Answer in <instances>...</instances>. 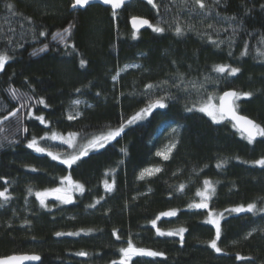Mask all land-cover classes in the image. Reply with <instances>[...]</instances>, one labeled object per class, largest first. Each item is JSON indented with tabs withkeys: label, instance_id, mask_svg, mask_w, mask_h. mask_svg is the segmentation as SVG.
I'll return each instance as SVG.
<instances>
[{
	"label": "trees",
	"instance_id": "16d2710c",
	"mask_svg": "<svg viewBox=\"0 0 264 264\" xmlns=\"http://www.w3.org/2000/svg\"><path fill=\"white\" fill-rule=\"evenodd\" d=\"M204 2L200 9L193 0H154L156 7L129 0L113 16L100 1L73 8L74 0H0V52L11 57L0 71V191L10 197L0 198V258L35 253L37 264H111L131 240L164 255L132 256L128 264H264V167L254 164L264 158V137L249 143L230 122L198 110L209 96L215 102L225 91L250 92L236 110L264 127V57L257 52L264 50V0ZM133 17L164 31H135ZM69 25L66 41L53 39ZM219 64L240 71H213ZM160 97L165 108L127 125ZM121 123L119 137L81 155L86 142ZM70 133L72 147L58 140ZM33 137L45 152L27 147ZM169 137L175 147L162 159L157 153ZM73 155L80 158L71 167L61 163ZM151 166L160 171L141 179ZM66 176L83 192L71 203L41 206L36 192L57 188ZM204 189L209 207L196 208ZM249 203L254 212L226 211ZM209 213L220 222L219 253L209 246L216 232ZM181 228L183 242L157 233Z\"/></svg>",
	"mask_w": 264,
	"mask_h": 264
},
{
	"label": "snow or ice",
	"instance_id": "6c2138e0",
	"mask_svg": "<svg viewBox=\"0 0 264 264\" xmlns=\"http://www.w3.org/2000/svg\"><path fill=\"white\" fill-rule=\"evenodd\" d=\"M102 2L106 5H111L112 9H113V16L116 15V9H119L122 5H124L126 3V0H102ZM214 2L216 4L220 3V0H214ZM90 3V0H74V3L72 5L73 8H75L76 6H85L88 5ZM147 3L152 5L153 7H156L154 0H147ZM193 3L195 5H198L200 9H205L206 7H208V5H206V3L204 2V0H193ZM6 7L8 8V10L10 12H12L13 14H16L15 12V5L11 2H7L6 3ZM230 19H235L234 17L230 18ZM147 25L149 28H152V30L154 32L157 33H162L164 31V29L162 27L159 26H154L149 20L144 19V18H140V17H133L132 18V27L135 31H138L140 27ZM71 25H69L68 27L63 29V32H58L53 36L54 40H59L60 42H64L69 38L70 35V31H71ZM209 27H212V25H209ZM135 31L133 32V35L135 36ZM175 32L177 35H182L183 34V30L177 26L175 28ZM40 35H44V32H40ZM213 43H216L215 41H213ZM220 43H224V41H220ZM231 43V42H229ZM261 43H264V39H262ZM48 48V45L45 44L42 48L38 49V50H34L32 55H36L37 52H42L45 51ZM248 52V47L247 45L245 46L244 51L242 52V55H246ZM258 54L261 57H264V50L261 49H257ZM229 55H231V52H229ZM11 59V57L6 53V52H0V71L4 70L5 64ZM81 66H83L85 64L84 60L80 61ZM213 71L223 74V73H227L228 75H235L237 74L240 69L238 67H231L229 65H225V64H219V65H215L213 66ZM113 79H116V77H113ZM207 79V77H206ZM147 87L149 89H151L153 87V85H147ZM193 87L196 88V85L193 84ZM202 87V85H201ZM79 91V89L77 90ZM197 91H199V89H197ZM9 94L12 96L13 99H17L18 95H19V90L15 89V88H9L8 89ZM252 95V93L250 92H238V91H226L223 93V95H221L219 97L220 103L219 105H215L211 102L212 97L209 96L208 100L204 103H202V106L199 107V111L206 113L209 117H211V119L214 122H220L221 120L225 119L226 117L229 118L231 121H235V124L233 125L234 127H239V129L243 132L246 133V138L248 139L249 143H252L257 136L260 137H264V127H262L260 124L255 123L254 121L248 119L245 116H241L237 113V106L235 104V101L239 100L241 97H250ZM165 98L164 97H160L158 99H155L154 101H151L145 108L141 109L139 112H137L135 115H133L131 118H129L127 120V125H131L135 122L138 121H142L145 118H147V116H149L151 114V112L154 109L157 108H165L166 105L164 103ZM40 103H43V100L39 101ZM74 103L79 104L80 101L76 100L74 101ZM23 107V105H22ZM188 111H192V108H188ZM19 110L17 109L16 111H12L9 113L10 116H17ZM29 115H31V113H29ZM219 117V119H218ZM5 120L8 119V117L6 116L4 118ZM36 119L40 120L42 123L44 122V117L43 116H39L36 117ZM69 119H72V117H69ZM0 123H2V121H0ZM126 125L124 123H121L119 127L115 128V129H111L109 130L107 133H103L98 137L93 138L91 141H89V148H96V147H104L105 143L110 142L112 140H115L117 137H119L121 135V133L124 132ZM23 131H27L26 128L23 129ZM175 131V130H173ZM70 136H75L76 133H70ZM53 139H55V134H53V136L51 137ZM43 139V137L41 138ZM65 143H68L71 146V141H64ZM27 147L29 148H33L36 152L39 153H43L45 152V149L42 147L38 146V142L36 140L35 137H33V139L31 141H29ZM172 147H175V145L173 144ZM121 151H124V149H121ZM168 151H171V148L168 149ZM47 155L51 156L52 159H57L58 157L53 155L51 152H48ZM81 155H87V150H84L81 152ZM157 155H163L164 159H168V156L158 152ZM79 155H73L70 156L67 159H64L61 161V163L67 164L69 167H71L74 163H76V161L79 159ZM254 164H257L261 167H264V158H261L259 160L254 161ZM219 167V165H218ZM35 170V169H33ZM148 171V174L151 175V171L149 170H145ZM155 171H160V169H155ZM144 177V173H141L140 178L143 179ZM62 183L65 184V187H58V188H52V189H48L44 192H36V196L37 198L40 200V204L41 206H46L45 205V197H47L50 194H54L55 198L57 200H59L61 203H71V191L72 190H79L81 192H83V186L75 183L72 181L70 176H66L62 179ZM204 185L206 188H211V182L208 180L204 181ZM109 190H111L109 188ZM212 191L214 192V189H212ZM32 192V189L29 188V193ZM197 195L201 196L202 202L199 204L194 205V207L196 208H202V209H207L209 207L208 203L206 202L208 197H206L204 195L203 192H197ZM0 198H3L5 201H7L8 199H10V197L7 195V190L5 189V191H0ZM2 206V205H0ZM93 205H90V207H92ZM193 205H190V207H192ZM254 210H256V205L254 203H249L247 205V207H245L244 205H240L238 207H235L233 209H229L226 211H230V212H254ZM260 211H264V208L260 209ZM176 213L175 211H171L168 213H163L162 215H166V216H174ZM211 213H209V220L207 221V223L209 224H213L215 225V238L212 239L209 242V246L214 249L217 253L221 252L222 249L220 247L217 246V241L220 239L221 236V227H220V222L218 219H212L211 218ZM222 215V214H221ZM153 226H155L156 224V220L152 221ZM88 231H91V229H89ZM186 231L185 229L181 228L178 231H168V232H164V231H160L159 229L157 230L158 235L160 236H175V235H180L181 236V242H183V232ZM57 236H62V235H79V233H56ZM117 239H119V237H117ZM121 253V259L119 260H113L111 262V264H128V261L132 258V256L134 255H139V256H151V257H156V256H163L164 253L162 252H158V251H151V250H147V249H143V248H137L134 247L132 244V241L129 240L127 247H121L118 250ZM76 255L78 256H87L88 253H86L85 251H80L78 253H76ZM17 259H30V260H40V257L38 255H32L29 257H9L7 258V260H0V264H9V261L12 260H17ZM237 259H247L245 257H240L239 255H237Z\"/></svg>",
	"mask_w": 264,
	"mask_h": 264
},
{
	"label": "rangeland",
	"instance_id": "374dc122",
	"mask_svg": "<svg viewBox=\"0 0 264 264\" xmlns=\"http://www.w3.org/2000/svg\"><path fill=\"white\" fill-rule=\"evenodd\" d=\"M213 104H215V105H217V100L215 101V102H213V101H211ZM78 105V104H77ZM203 113V112H202ZM206 116H208L206 113H204ZM209 117V116H208ZM210 119H211V117H209ZM218 119H219V117H218ZM212 120V119H211ZM222 121V120H221ZM173 129V128H172ZM58 140L59 141H61V142H64V141H71V147L72 146H74L75 144H76V138L74 137V136H61V137H58ZM65 143V142H64ZM68 144V143H67ZM174 144V140H173V138L172 137H169L168 139H167V141L165 142V144L160 148V150L158 151V152H160V153H163V154H165V155H167V156H169V154L171 153V151L173 150V148L174 147H172V145ZM69 145V144H68ZM70 146V145H69ZM83 148L85 149V150H92V149H96V148H98V147H96V148H89V142H86L85 144H84V146H83ZM169 148H171V151L169 152L168 151V149ZM32 150H34L33 148H31ZM35 151V150H34ZM53 155H55V156H57L56 154H53ZM58 157V156H57ZM159 157H161L162 159H164V157H163V155H159ZM159 169V167L158 166H151V167H148V168H146V169H144L141 173H144V177H148V176H151V175H153V174H155V173H157L158 171H155V169ZM145 170H149V171H151V175H149L148 174V171H145ZM141 173H140V176H141ZM73 181V180H72ZM74 182V181H73ZM76 183V182H75ZM66 185L65 184H63L62 183V180H61V183H60V185L58 186V187H65ZM57 187V188H58ZM203 193H204V195L206 196L207 195V189H204V191H202ZM81 193V191H79V190H72L71 191V200H73V197L75 196V195H78V194H80ZM49 199H52V200H57L56 198H55V195L54 194H50V195H48L47 197H45V201H47V200H49ZM57 201H59V200H57Z\"/></svg>",
	"mask_w": 264,
	"mask_h": 264
},
{
	"label": "water",
	"instance_id": "95a60500",
	"mask_svg": "<svg viewBox=\"0 0 264 264\" xmlns=\"http://www.w3.org/2000/svg\"><path fill=\"white\" fill-rule=\"evenodd\" d=\"M93 1H100V2H102V0H90V3L91 2H93ZM127 1H129V0H126V2ZM103 3V2H102ZM140 18H143V17H140ZM144 19H146V18H144ZM130 24H131V27H132V19L130 20ZM148 26L147 25H144V26H142V27H140L139 28V30L138 31H142V30H144V29H146ZM132 29H133V27H132ZM134 30V29H133ZM226 92V91H225ZM224 93V92H223ZM223 93L221 94V95H223ZM220 95V96H221ZM219 96V97H220ZM219 103H220V100H219V98L217 99V106L219 105ZM238 113V112H237ZM240 115V114H239ZM248 118V117H247ZM248 119H250V118H248ZM225 120L226 121H228V122H230L232 125H234L235 124V121H231L229 118H225ZM250 120H252V119H250ZM252 121H254V120H252ZM255 122V121H254ZM234 127V126H233ZM235 129H236V131L237 132H239L240 134H242L245 138H246V133H243L240 129H239V127L237 126V127H234ZM258 138V136L256 137V139ZM255 139V140H256ZM137 248H139V247H137ZM147 250H149V249H147ZM152 251V250H151ZM32 255H37V254H35V253H22V254H13V255H9V256H6V257H2V258H0V260H7V258H9V257H18V258H20V257H29V256H32ZM39 256V255H38ZM134 256H139V255H134ZM144 257H151V256H144ZM39 262V260H30V259H17V260H12V261H9V264H37Z\"/></svg>",
	"mask_w": 264,
	"mask_h": 264
}]
</instances>
